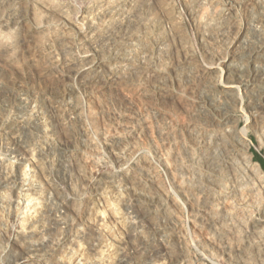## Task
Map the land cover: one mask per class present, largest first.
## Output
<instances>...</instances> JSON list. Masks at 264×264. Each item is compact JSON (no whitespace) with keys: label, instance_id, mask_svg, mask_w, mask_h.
<instances>
[{"label":"rangeland","instance_id":"rangeland-1","mask_svg":"<svg viewBox=\"0 0 264 264\" xmlns=\"http://www.w3.org/2000/svg\"><path fill=\"white\" fill-rule=\"evenodd\" d=\"M263 62L264 0H0V264H264ZM214 210L251 218L215 251Z\"/></svg>","mask_w":264,"mask_h":264},{"label":"bare ground","instance_id":"bare-ground-1","mask_svg":"<svg viewBox=\"0 0 264 264\" xmlns=\"http://www.w3.org/2000/svg\"><path fill=\"white\" fill-rule=\"evenodd\" d=\"M198 3H200V2H198ZM231 4H232V2H231ZM230 3L229 4H227V8L228 9H225V11H226V13L227 12H230L231 11V8L233 7L232 5H231ZM108 5V4H107ZM207 8V7H206ZM97 13V12H96ZM225 14V13H224ZM86 15V14H85ZM125 16V15H124ZM225 16V15H224ZM129 17V16H128ZM90 18V17H89ZM98 18V17H97ZM130 18V17H129ZM128 19V18H127ZM136 21V20H135ZM83 23V22H82ZM116 24V23H115ZM22 29V28H21ZM179 29V28H178ZM183 30V29H182ZM91 38V37H90ZM260 47H262V46H260ZM247 48V47H246ZM245 48V49H246ZM253 49H255V48H253ZM236 50V49H235ZM241 50V49H240ZM234 51V50H233ZM251 55H252V61H258L259 60V58H255L254 56H256V53H253V50H251V53H250ZM253 54H254V56H253ZM250 57V56H249ZM248 57V58H249ZM242 59V58H241ZM248 60V59H247ZM246 60V61H247ZM101 61V60H100ZM244 62V61H243ZM249 62H251V57L249 58ZM244 63H247V62H244ZM250 64V63H249ZM263 64H264V62H263ZM77 65V64H76ZM246 65V64H245ZM251 65V64H250ZM73 66V65H72ZM256 66V65H255ZM242 67V66H241ZM253 67V66H252ZM251 67V68H252ZM104 68V67H103ZM243 68V67H242ZM247 68V67H246ZM77 69H79V68H77ZM229 69V68H228ZM245 69V68H244ZM248 69H250V68H248ZM258 69V68H257ZM252 70V69H251ZM260 70V69H259ZM74 71V70H73ZM230 71H232V69L230 70ZM77 72V71H76ZM75 72V73H76ZM90 72V71H89ZM96 72V71H95ZM259 72V71H258ZM100 73V72H99ZM256 73V72H255ZM205 74L207 75H209L210 73H207V72H205ZM229 74H234V73H230L229 72ZM250 74V73H249ZM254 74V73H253ZM227 75V74H226ZM231 76L232 75H229V78H227V76L225 77V86H223L224 87V89H226L227 91H226V93H228V92H231L233 89H235L238 85L240 86V85H242V87L243 86H245V87H247L248 88V86L246 85V84H248V83H245V82H247V79H250V75H248L247 77H245L244 79H243V76H240V78H238V79H234L232 82H231V80H230V78H231ZM253 76V75H252ZM236 77V76H235ZM259 76H258V74L257 75H254V81L258 78ZM86 78V77H85ZM234 78V77H233ZM232 78V79H233ZM247 78V79H246ZM252 78V77H251ZM88 79V78H87ZM229 80H230V82H229ZM251 80V79H250ZM98 81V80H97ZM256 82V81H255ZM111 83V82H110ZM250 83V82H249ZM82 84V83H81ZM235 84H238V85H235ZM253 84V83H252ZM252 86V85H251ZM250 86V87H251ZM255 86V85H254ZM253 86V87H254ZM241 87V86H240ZM247 88H245V89H247ZM93 90V89H92ZM248 90V89H247ZM94 91V90H93ZM264 91V90H263ZM63 92H65V91H63ZM256 92V91H255ZM172 93V92H171ZM225 93V94H226ZM224 94V95H225ZM66 95V94H65ZM91 96V95H90ZM164 97V96H163ZM219 97V96H218ZM65 97H64V95H62V98L61 99H64ZM258 99L260 100V102L264 105V93H262V94H260V95H258ZM169 101V100H168ZM259 102V101H258ZM258 104V103H257ZM214 106V105H213ZM212 106V107H213ZM259 106H260V104H259ZM188 109V108H187ZM213 109V108H212ZM96 110V109H95ZM194 114V113H193ZM221 118H222V116H221ZM223 119V118H222ZM213 122V121H212ZM81 124V123H80ZM205 124V123H204ZM220 124V123H219ZM261 124V123H260ZM148 130V129H147ZM133 131V130H132ZM235 132V131H234ZM110 133V132H109ZM245 133V132H244ZM242 134V135H239V141L243 144L242 146H244L246 149L249 147L248 146V142H247V140H246V136H245V134ZM140 134V133H139ZM142 134V133H141ZM149 138V137H148ZM189 138V137H188ZM218 139V138H217ZM148 140V139H147ZM232 140V139H231ZM198 144H200V146H201V143L199 142ZM203 144V143H202ZM206 146V145H205ZM203 148H204V146H202ZM206 148V147H205ZM207 150V149H206ZM170 151V150H169ZM122 152H124V151H122ZM181 152V151H180ZM207 152V151H206ZM219 153V152H218ZM203 154V153H202ZM217 155V154H216ZM121 157V156H120ZM245 158V157H244ZM120 159V158H119ZM118 158H117V160H119ZM198 160V159H197ZM100 162V161H99ZM170 162V161H169ZM219 163V162H218ZM244 163V162H243ZM246 166L248 165V166H250L251 165V163H252V161H251V159L249 158V157H247L246 158ZM240 163H237V164H235L234 163V177H235V180H236V182H237V184L239 185V186H237V187H235V193H236V195H240V197L242 196V193H243V190H245L246 188H247V190L249 191L250 189H252V192L256 195V197H259V195L261 194L260 193V191L258 190V188H257V186H256V183H254V182H250L251 183V185H253V187L252 188H249V182H247V178H246V174H245V167H244V165L242 166H240L239 165ZM203 165V164H202ZM201 165V166H202ZM226 165V164H225ZM254 166H255V169H253V170H256V172H257V174H258V184L264 189V177H263V172H262V170L260 169V166L258 165V164H253ZM205 166V165H204ZM149 167V166H148ZM211 167V166H210ZM232 167V166H231ZM121 168V167H120ZM254 168V167H253ZM208 169V168H207ZM227 169V168H226ZM197 171V170H196ZM252 171V170H251ZM135 172V171H134ZM202 172V171H201ZM228 172V171H227ZM218 174V173H217ZM152 175V174H151ZM116 177V176H115ZM122 177V176H121ZM127 177V176H126ZM129 179V178H128ZM145 180V179H144ZM145 181H147V180H145ZM144 181V182H145ZM112 181L111 180H109L108 178H106V181H104V185H106L105 187L104 186H102L103 187V191L104 192H106L105 194H104V192L102 191V195L103 196H108L109 195V190H107V187L109 186L110 187V183H111ZM235 182V183H236ZM135 183V182H134ZM146 183V182H145ZM144 183V184H145ZM142 184H143V182L141 181V180H139L138 182H137V187H135V189H138L140 186L141 187H143L142 186ZM117 186V185H116ZM146 186H147V184H146ZM202 186V184L200 183L199 185H197L196 186V188L197 187H201ZM259 186V187H260ZM32 187V186H31ZM129 187V186H128ZM141 187L139 188V189H141ZM225 187V186H224ZM132 188V187H131ZM186 188V187H185ZM120 190V189H119ZM142 190V189H141ZM199 190H201V189H199ZM226 190V189H225ZM224 190V191H225ZM101 191V190H100ZM100 191H95L94 193H95V195H98V192H100ZM189 191V190H188ZM120 192V191H119ZM200 192V191H199ZM97 193V194H96ZM133 193V192H132ZM234 193V194H235ZM248 193V192H247ZM115 194V193H114ZM188 194V193H187ZM205 194V193H204ZM245 194V193H244ZM121 195H123V194H121ZM120 195V196H121ZM100 196V195H99ZM102 196V197H103ZM189 197V196H188ZM245 197V196H244ZM146 199V198H145ZM195 198H193V200H194ZM204 199H205V197H204ZM36 200V199H35ZM40 200V199H39ZM119 200V199H118ZM199 200H200V198H199ZM199 200H198V202H199ZM31 201V200H30ZM90 201V200H89ZM155 201L156 200H154L153 199V202L155 203ZM194 201H196V200H194ZM246 201V200H245ZM258 202V204H260V202H259V200H257ZM189 202V201H188ZM191 202V201H190ZM197 202V201H196ZM30 203V202H29ZM153 203V204H154ZM192 203V202H191ZM195 203V202H194ZM31 204V203H30ZM110 204V203H109ZM156 204V206L155 207H159V206H157V202L155 203ZM255 204H256V202H255ZM27 205V204H26ZM33 205V204H32ZM34 205H36V204H34ZM193 205V204H192ZM220 205V204H219ZM263 205V204H262ZM16 206V205H15ZM195 206V205H194ZM261 206V205H260ZM32 207V206H31ZM27 209H28V207H26ZM33 208V207H32ZM30 209V208H29ZM26 210V209H25ZM201 210V209H200ZM28 211V210H27ZM35 211V210H34ZM218 210H214L213 212L211 211V213H212V216L211 217H209V219L207 220L208 221V228H209V232H207V231H205L204 230V226H205V224H203V219H202V221H200V222H198L197 220H196V222H197V224L199 225V228L201 229L200 230V234L201 235H203V237H204V235H205V237L204 238H206V241H207V243H208V246H212V250L213 251H215V245L218 243V242H220V244L222 243V242H224V243H226L228 246H231L232 244H234V242H235V240H236V238H237V234L239 233V231L241 230V229H244L245 231H248V229H249V226H250V221H251V218L250 217H247V218H243V219H241L240 220V222H239V224H236V223H234V221H233V218L235 217V214L233 215V213L231 212V211H229V210H227V211H224V212H221V211H218ZM261 211V210H260ZM22 213V212H21ZM24 213V212H23ZM101 214H102V212H100ZM99 213V214H100ZM104 213V212H103ZM200 213V212H199ZM210 213V214H211ZM34 214H36V213H34ZM195 214V213H194ZM193 214V215H194ZM30 215V214H29ZM110 215H112V214H110ZM109 215V219L110 218H112V216H110ZM197 215V214H196ZM206 215V214H205ZM248 215V214H247ZM26 216V215H25ZM34 216V215H33ZM70 216V215H69ZM82 216H84L83 214L81 215V217ZM199 216V215H198ZM197 216V217H198ZM103 217V216H102ZM202 217V216H201ZM32 218V217H31ZM37 218V217H36ZM93 218V217H92ZM198 218H200V216L198 217ZM122 219V218H121ZM195 219H196V217H195ZM194 219V220H195ZM30 220H32V219H30ZM89 220V219H88ZM107 220V219H106ZM119 220V219H118ZM236 220H238V219H236ZM23 221H25V220H23ZM38 221V220H37ZM114 221V220H113ZM30 222V221H29ZM28 222V223H29ZM107 222H109V221H107ZM111 222V221H110ZM110 222L108 223V225H110ZM118 222V221H117ZM195 222V223H196ZM206 222V221H205ZM204 222V223H205ZM33 228V227H32ZM119 228H121V227H119ZM197 229V228H196ZM112 231V230H111ZM213 231V232H212ZM177 232V231H176ZM199 232V231H198ZM110 233V232H109ZM247 233H250V232H247ZM117 234V233H116ZM120 234V233H119ZM248 236V235H247ZM250 237V236H249ZM248 237V238H249ZM112 239V238H111ZM248 240V239H247ZM252 240V239H251ZM250 239H249V241H251ZM112 242V241H111ZM110 242V244L108 243V244H106V245H102V247L97 251V253H96V255L93 257V258H87V257H85V255L84 254H80V255H77V257L75 258L76 260L79 258V257H82V259L84 260V262H85V264H116V256H117V252L115 251V249L118 247V244H112ZM184 242V241H183ZM223 243V244H224ZM214 244V245H213ZM225 244V245H226ZM252 244V243H251ZM181 245V244H180ZM181 247V246H180ZM186 247V246H185ZM250 247V246H249ZM189 248V247H188ZM217 248V247H216ZM227 249V248H226ZM190 250V249H189ZM206 250V249H205ZM178 251L180 252V253H177L176 255H178V256H176L174 259H171V261H170V264H185V262H187V264H189L190 263V259H189V257L187 256V255H189V252L186 254L185 252H187L188 251V249L187 248H185V249H178ZM75 254H77V253H75ZM171 254V253H170ZM210 254V253H209ZM190 256V255H189ZM223 256V255H222ZM232 256V255H231ZM235 256H237V255H235ZM238 257V256H237ZM232 258V257H231ZM43 259V258H42ZM74 259V260H75ZM81 259V260H82ZM236 258H233V260H234V263L235 264H242V260L238 257L236 260H235ZM227 260V259H226ZM230 260V259H229ZM232 261V260H231ZM71 263H73V262H71ZM77 263V262H76ZM77 264H79V263H77ZM80 264H81V262H80Z\"/></svg>","mask_w":264,"mask_h":264},{"label":"trees","instance_id":"trees-1","mask_svg":"<svg viewBox=\"0 0 264 264\" xmlns=\"http://www.w3.org/2000/svg\"><path fill=\"white\" fill-rule=\"evenodd\" d=\"M255 159H256V162L259 163L261 168L264 170V161L261 158L257 157V156L255 157Z\"/></svg>","mask_w":264,"mask_h":264}]
</instances>
